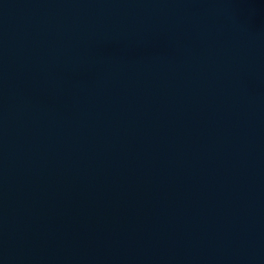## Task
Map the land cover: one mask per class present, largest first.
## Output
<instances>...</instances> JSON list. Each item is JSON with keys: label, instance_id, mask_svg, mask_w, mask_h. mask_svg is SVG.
Here are the masks:
<instances>
[{"label": "water", "instance_id": "obj_1", "mask_svg": "<svg viewBox=\"0 0 264 264\" xmlns=\"http://www.w3.org/2000/svg\"><path fill=\"white\" fill-rule=\"evenodd\" d=\"M0 264H264V0H0Z\"/></svg>", "mask_w": 264, "mask_h": 264}]
</instances>
